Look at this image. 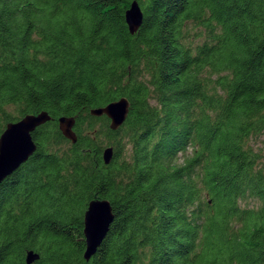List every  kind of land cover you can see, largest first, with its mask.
Returning <instances> with one entry per match:
<instances>
[{
  "label": "trees",
  "instance_id": "16d2710c",
  "mask_svg": "<svg viewBox=\"0 0 264 264\" xmlns=\"http://www.w3.org/2000/svg\"><path fill=\"white\" fill-rule=\"evenodd\" d=\"M122 98L117 131L91 114ZM43 112L0 185V264H264V0H0V137ZM97 200L115 218L86 260Z\"/></svg>",
  "mask_w": 264,
  "mask_h": 264
},
{
  "label": "water",
  "instance_id": "95a60500",
  "mask_svg": "<svg viewBox=\"0 0 264 264\" xmlns=\"http://www.w3.org/2000/svg\"><path fill=\"white\" fill-rule=\"evenodd\" d=\"M126 23L131 34H135L143 23V13L135 1L126 12ZM130 104L125 98L111 103L106 107L91 112L94 117L106 116L110 120V128L117 131L126 121ZM51 121L48 113L28 115L16 123L6 126L0 137V185L36 152L37 146L33 140V133L47 122ZM74 118H60L59 128L66 139L76 143L74 132ZM113 148L104 152V162L110 164L113 158ZM113 210L108 201H92L84 216V235L86 240L85 259L89 260L106 238L111 224L114 221ZM38 259L33 252L28 253L27 263L31 264Z\"/></svg>",
  "mask_w": 264,
  "mask_h": 264
},
{
  "label": "rangeland",
  "instance_id": "374dc122",
  "mask_svg": "<svg viewBox=\"0 0 264 264\" xmlns=\"http://www.w3.org/2000/svg\"><path fill=\"white\" fill-rule=\"evenodd\" d=\"M205 34L206 31L204 26H199L195 23L189 25L187 31H185V35H188V41L193 45L201 43ZM250 145L253 150L260 155L261 162L264 164V134L253 139ZM179 162L182 163V161Z\"/></svg>",
  "mask_w": 264,
  "mask_h": 264
},
{
  "label": "flooded vegetation",
  "instance_id": "af4514ba",
  "mask_svg": "<svg viewBox=\"0 0 264 264\" xmlns=\"http://www.w3.org/2000/svg\"><path fill=\"white\" fill-rule=\"evenodd\" d=\"M31 264H35V262L31 263Z\"/></svg>",
  "mask_w": 264,
  "mask_h": 264
}]
</instances>
